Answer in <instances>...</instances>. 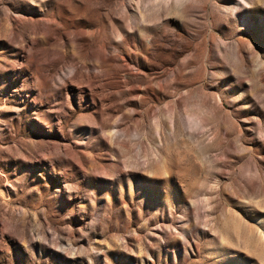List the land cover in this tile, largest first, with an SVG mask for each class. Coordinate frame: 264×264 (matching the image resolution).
Segmentation results:
<instances>
[{
  "label": "rangeland",
  "instance_id": "1",
  "mask_svg": "<svg viewBox=\"0 0 264 264\" xmlns=\"http://www.w3.org/2000/svg\"><path fill=\"white\" fill-rule=\"evenodd\" d=\"M0 264H264V0H0Z\"/></svg>",
  "mask_w": 264,
  "mask_h": 264
},
{
  "label": "bare ground",
  "instance_id": "2",
  "mask_svg": "<svg viewBox=\"0 0 264 264\" xmlns=\"http://www.w3.org/2000/svg\"><path fill=\"white\" fill-rule=\"evenodd\" d=\"M81 81H82V83H84V82H85V79H84V78H82V79H81Z\"/></svg>",
  "mask_w": 264,
  "mask_h": 264
}]
</instances>
